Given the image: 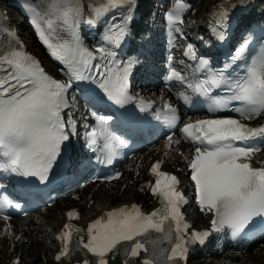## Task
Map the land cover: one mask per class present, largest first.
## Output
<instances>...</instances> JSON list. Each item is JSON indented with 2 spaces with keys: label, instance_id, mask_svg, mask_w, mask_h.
<instances>
[{
  "label": "snow or ice",
  "instance_id": "obj_1",
  "mask_svg": "<svg viewBox=\"0 0 264 264\" xmlns=\"http://www.w3.org/2000/svg\"><path fill=\"white\" fill-rule=\"evenodd\" d=\"M25 7L63 67L51 74L15 31L14 42L0 43V219L14 239L22 238L11 224L15 210L54 184L90 169L99 170L97 180L120 178V170H107L135 146L163 140L165 155L187 143L179 160L207 226L189 223L182 178L162 170L165 160L157 158L148 169L154 182L139 187L160 206L144 211L123 203L87 227L72 223L79 211H68L55 260L187 264L190 248L213 234L264 242V160L256 166L253 159L264 152V0H231L213 19L211 38L186 44L183 70L167 50L157 62L152 33L141 27L140 0H42V7L26 0ZM191 8L177 0L165 11L174 40L187 38L184 13ZM85 26L97 38L90 41ZM145 75L162 77L179 105L171 98L157 105L138 93L136 80Z\"/></svg>",
  "mask_w": 264,
  "mask_h": 264
},
{
  "label": "bare ground",
  "instance_id": "obj_2",
  "mask_svg": "<svg viewBox=\"0 0 264 264\" xmlns=\"http://www.w3.org/2000/svg\"><path fill=\"white\" fill-rule=\"evenodd\" d=\"M207 1L208 0L204 1V5H206ZM25 30L26 29H24V31ZM154 150L155 149L151 150L149 153L144 151L142 157L145 161H143L141 164L148 162V160L146 159L152 153H154ZM174 151L175 149L167 155L162 152L160 156L159 153H156L154 156L162 157L163 160L168 161L172 158ZM137 170L143 171L144 166H138L134 171L126 170L125 178L121 179L119 182H117V184H114L112 185V187L105 190L104 188L100 187V189L96 192L89 193L93 188V184H85L83 188L78 189L76 187H73L72 192H79L81 196L79 197V199L73 200L72 203L66 206L64 210L72 206H77L83 211H86L88 214H95L103 208L102 206H108L111 203L117 204L121 201H128L131 197V194L129 192H132L133 190L136 191L139 182L142 181L141 179L139 180L141 175H136V173L138 172ZM132 181H135V183L132 185L130 190H122L121 185L123 183L128 182L130 184V182ZM72 192L68 194L70 195ZM125 195L129 198L123 199ZM135 196L142 200H146V196H142L139 193H136ZM65 200L68 201L69 199L65 198ZM90 203L91 206L88 207ZM60 204H62V202H60ZM64 210L61 213L60 218L64 216ZM58 216L59 213L57 212L56 208L52 206L47 211H40L37 215L28 214L25 218L15 222L16 231L17 233H21V239L27 238L28 241L19 242V245L16 246L12 251L9 249L11 242H9L7 238H1L0 245H2L3 248L0 247V264H14L17 256L21 258L20 264L40 261V256L39 254H36V250L34 248L39 247L40 249L45 251L51 250V246H49L48 240L53 236L50 235V232H48V227L52 226L50 228L51 230L55 227L54 225L56 223V220L58 219ZM45 220H47V222H45ZM1 226L2 224L0 220V227ZM46 233H48L49 235L47 236ZM40 235L43 236L44 239H40ZM216 256H218V258L227 257L238 264H262L264 262V243H259L255 247H249L245 250L240 249V251L238 250L234 253L227 250L221 256L220 254ZM48 262L49 264H58L54 262L52 258H50ZM206 262L207 264H216L214 258L207 260Z\"/></svg>",
  "mask_w": 264,
  "mask_h": 264
},
{
  "label": "rangeland",
  "instance_id": "obj_3",
  "mask_svg": "<svg viewBox=\"0 0 264 264\" xmlns=\"http://www.w3.org/2000/svg\"><path fill=\"white\" fill-rule=\"evenodd\" d=\"M11 10H13V9H11ZM24 29H26L25 31H24V33H26L27 34V38L29 39V41H31L32 40V37H31V35L29 34V33H27L28 31H27V27H24ZM8 262V261H7ZM238 264V263H236L235 261H233V262H231V263H229V262H223V263H221V264ZM197 264H201V261L199 260L198 261V263Z\"/></svg>",
  "mask_w": 264,
  "mask_h": 264
}]
</instances>
